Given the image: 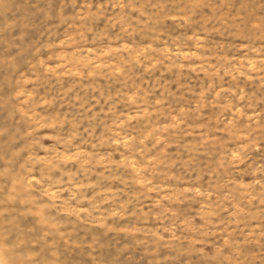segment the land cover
I'll list each match as a JSON object with an SVG mask.
<instances>
[{
	"label": "rangeland",
	"instance_id": "374dc122",
	"mask_svg": "<svg viewBox=\"0 0 264 264\" xmlns=\"http://www.w3.org/2000/svg\"><path fill=\"white\" fill-rule=\"evenodd\" d=\"M0 264H264V0H0Z\"/></svg>",
	"mask_w": 264,
	"mask_h": 264
}]
</instances>
